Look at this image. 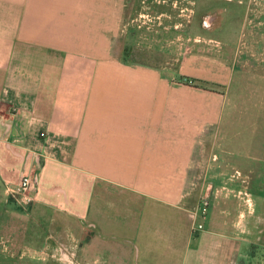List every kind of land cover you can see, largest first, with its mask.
Returning <instances> with one entry per match:
<instances>
[{
  "label": "crops",
  "instance_id": "obj_1",
  "mask_svg": "<svg viewBox=\"0 0 264 264\" xmlns=\"http://www.w3.org/2000/svg\"><path fill=\"white\" fill-rule=\"evenodd\" d=\"M119 8L121 0H0V228L20 210L8 190L28 174L37 193L42 163L51 162L102 179L129 176L131 185L140 179L153 240L168 248L162 264H264V147L226 136L210 142L225 139L226 150L202 152V142L171 121L169 112L180 109L159 103L168 90L155 87L153 67L162 64L141 62L161 56L162 42L146 34L138 45L136 35L134 60L117 58ZM136 25L138 34L152 24ZM256 28L242 27L243 62ZM204 198L207 215L194 219ZM33 202L27 210L37 214L42 199ZM196 223L203 228L193 231ZM91 234L85 225L71 236L81 264H99L90 262L98 252ZM159 255L147 247L145 264Z\"/></svg>",
  "mask_w": 264,
  "mask_h": 264
},
{
  "label": "rangeland",
  "instance_id": "obj_2",
  "mask_svg": "<svg viewBox=\"0 0 264 264\" xmlns=\"http://www.w3.org/2000/svg\"><path fill=\"white\" fill-rule=\"evenodd\" d=\"M134 1L121 0L122 36L114 50L124 64L133 59L132 51L137 47L131 42L133 38L135 41L138 36V45L147 40L143 38L146 34L149 39L158 40L157 44L163 42L161 56L152 53L148 58H140L143 64H162L159 69L153 67L157 75L155 87L168 90L159 103L174 105L170 110L180 109L169 112L171 121L185 127L187 136L198 138L202 152L215 151L216 146L226 150L225 139L218 145L210 143L211 138L226 136L236 137L237 142L246 143L245 147L250 143L251 150L257 145L264 147L263 0L250 2L258 12L245 11L247 0H238L244 6L236 0H139L140 8H149L141 13L148 14L145 21L153 26L147 33L138 34L130 31ZM159 7L165 8L166 15L160 17L165 21L156 17ZM210 12L214 13L211 26L205 28L201 20ZM158 23H163L168 31L161 35L154 32L152 29ZM177 24L183 28L175 30L173 26ZM247 24L257 28L250 44L251 60L243 62L239 58L243 51L240 33ZM156 34L160 36L155 37ZM172 132L177 133L174 126ZM73 170L42 163L37 193L33 192L31 197L42 199L43 211L37 210L36 214L31 206L28 212L32 201L26 207L16 204L20 210L7 215L0 228V247L7 252L0 257V264H81L80 245L71 236L85 225H89L98 247L90 262L97 258L99 264H145V249L153 247L160 253L154 257V263L162 264V254L168 248L164 240H153L150 214L145 209L150 204L145 184L133 179L131 185L129 176L102 179ZM202 180L204 184V177ZM53 189L61 192H51ZM168 226L169 223L164 227L167 232Z\"/></svg>",
  "mask_w": 264,
  "mask_h": 264
},
{
  "label": "built area",
  "instance_id": "obj_3",
  "mask_svg": "<svg viewBox=\"0 0 264 264\" xmlns=\"http://www.w3.org/2000/svg\"><path fill=\"white\" fill-rule=\"evenodd\" d=\"M34 181L31 175L28 174H22L18 183V186L16 187L15 190H8L9 194L15 195L16 197V203L21 206V207H26L29 204L32 203L33 198L31 197V194L34 192ZM208 200L206 198L202 199L199 203V206L197 207V211L194 215V219L200 218V219H205L207 215V210H208ZM203 228V226L198 223L195 224L192 227V230L199 231Z\"/></svg>",
  "mask_w": 264,
  "mask_h": 264
},
{
  "label": "flooded vegetation",
  "instance_id": "obj_4",
  "mask_svg": "<svg viewBox=\"0 0 264 264\" xmlns=\"http://www.w3.org/2000/svg\"><path fill=\"white\" fill-rule=\"evenodd\" d=\"M230 2H232L233 0H229ZM238 3H239V5H242V6H244V4H243V2H241V1H238V0H236ZM248 1V0H247ZM245 1V7H244V9H245V11L246 12H249V11H253V10H255V12H256V8H255V6L256 5H254V7H251V1ZM142 2V4H144V2L143 1H141ZM161 3V2H160ZM160 3H158V4H160ZM162 3H163V1H162ZM238 3H235V4H238ZM133 8L131 9V11H130V15H131V23H130V31L132 30L133 32H137L136 31V27H137V25H136V22H137V20L139 21V24L140 23H142V21H145V20H147V18H148V14L146 13V14H143L144 16H143V18L141 17V18H139L138 19V17L137 16H139V14H142L141 13V11H147V10H149V8L147 7V6H145V7H147V8H144V7H142L141 6V8L139 7L140 6V4H139V0H136V1H134V3H133ZM121 7H122V3H121ZM161 10H159L158 9V16H156L159 20H163V21H165V19L164 18H162V19H160V17H163V16H165L166 14L164 13V9L165 8H163V7H159ZM250 8H251V10H250ZM212 13V14H211ZM213 12H210L209 14H208V16H204L203 18H202V20H201V25H203V27H205V28H208V27H210L211 26V18H213ZM146 15V16H145ZM203 15V14H202ZM133 17V18H132ZM134 21V25L132 26V22ZM122 22V8L120 9V12H119V25H120V37H119V40L121 39V36H122V30H121V23ZM146 22V21H145ZM159 24V23H158ZM164 24L163 23H160L159 25H154V27H153V29L152 30H154V28L155 27H162V29H166L164 26H163ZM152 26H153V24L152 25H150V27L148 28V29H150V28H152ZM245 26V25H244ZM179 27V26H178ZM177 27V28H178ZM173 28L176 30L177 28H175L174 26H173ZM139 30L141 29V28H138ZM139 32V31H138ZM162 45H163V42H162ZM164 46V45H163ZM165 47V46H164Z\"/></svg>",
  "mask_w": 264,
  "mask_h": 264
}]
</instances>
